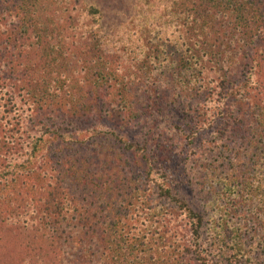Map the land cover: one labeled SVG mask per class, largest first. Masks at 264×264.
Here are the masks:
<instances>
[{
    "label": "trees",
    "instance_id": "trees-1",
    "mask_svg": "<svg viewBox=\"0 0 264 264\" xmlns=\"http://www.w3.org/2000/svg\"><path fill=\"white\" fill-rule=\"evenodd\" d=\"M5 24L32 48L8 76L0 55V264H264V0H0ZM100 107L186 146L190 194L144 142L62 128Z\"/></svg>",
    "mask_w": 264,
    "mask_h": 264
},
{
    "label": "rangeland",
    "instance_id": "rangeland-1",
    "mask_svg": "<svg viewBox=\"0 0 264 264\" xmlns=\"http://www.w3.org/2000/svg\"><path fill=\"white\" fill-rule=\"evenodd\" d=\"M61 5L65 8L64 3H61ZM71 8H72V6H71ZM63 11H64V9H63ZM65 15L67 16L66 19H64V23L66 26V25H69L71 20H69V17L66 13H65ZM8 22H11V19H9ZM39 22L42 23L43 27L47 26V28H48L47 32L50 35V38H49L44 33H40L41 39H43L44 41H47L52 46L54 44V42L56 43V38L59 34L58 22L55 20L53 24H49V21L45 20L41 16L39 18ZM90 24H91L90 21H86V23H84V25H86V26H88ZM2 28L4 29V34L0 36V55H1V59H2V61H1V67L2 68L1 67L0 68H1V72H3L4 76H6L9 73L8 70L10 69L9 66L11 65V61L14 60L15 56H17V54L19 53V51H17V50L15 51L13 49V47L17 48L21 43H23V46L25 45V48H26L25 50H28V49H31L32 46L30 44L31 40H29L28 37L26 38L25 34L20 35V32H18V31H16L15 34L11 33L13 28H11L8 24H5V26H3ZM53 30H54V32L52 33ZM64 44L65 45L63 47V53H65L67 51V49H66L67 48L66 46L68 45L67 41ZM50 45H48L47 48H49ZM52 50H54V49H52ZM24 54H25L24 49H21L20 53H19L20 58H18L19 61L23 60V62H21V65H20L21 67L24 66L27 62L30 63V57L28 59H24L23 58ZM55 55H57V52H55ZM65 58H66V64H67L68 59H69V51L67 52V56H65ZM48 60L51 61L53 64L52 58H49ZM32 61H34L33 58H32ZM64 61L65 60H62L61 62H64ZM56 63L57 62H54V64L52 65L54 71H56V69H58V67L56 68V66H55ZM36 64H37V66L35 65L33 68H30L28 72H26L27 73L26 77H28V81L30 83H33L40 91H42V89L45 88L44 83L47 84V82L44 80V79H46V78H44L46 76H41L40 74L41 73H43V74L47 73L50 76L49 72L51 70L38 68L39 65L41 64V62H38ZM18 72H20V71H18ZM22 73H20V74H22ZM29 73H31V74H29ZM20 77L21 76H19V80L16 83L13 80H11V83L7 82V84L9 83V85L6 86V90L9 93L11 92V95H12L11 97H14V101H16L18 106H23L26 96H25L24 87H21V85H23V83H22V80ZM67 78H69V79L72 78V72L68 73ZM58 83L61 85H58V87L55 85V87H57L56 92L54 91V88H53L52 93H50V95H48V97L54 96L53 98H57V100L62 99L65 101L69 97V94L68 95L65 94L66 93L65 80H64L63 85H62V81H58ZM11 85L13 86L12 88H11ZM59 87L60 88L62 87V89H60ZM39 90H37V92H36L37 95L41 94V92ZM72 98L74 99V101L72 102L74 104L75 99L78 101H79V99H81V93H77V92L72 93L71 99ZM71 99L69 98L68 100H71ZM98 103H99V101L98 102L96 101L95 105ZM89 110H91V109H89ZM97 110H98L97 113H99V115H100L97 117L100 118L98 120H101V123L95 124V122L97 120L91 119L92 113H93L92 112L93 109H92L90 112H87V111L86 112L85 111L77 112V114L74 115L75 116L74 120L71 123H69V122L63 123L62 128L72 129V128L76 127L78 129H80V128H86L87 126H95V128L91 127L94 130L95 129L106 130V128H108L109 129L108 135L113 140H116L117 136H120V137L128 138V140L131 142H135V143L144 142L142 145L145 144L146 149L151 154L157 156V158L159 160V165H160L159 167H161L164 170V172H167L170 175L172 174L176 178L177 187L180 189L182 187L183 193L190 194V190H189V187L185 181V178L183 179L184 159H185V157H187V154H190V152L186 146H183L182 148L181 147L176 148L175 145L173 147H169L168 143L166 144V142H168V140L166 142L160 141L159 140L160 137L158 136V133L160 132V129L163 130V127L161 125H159V123L156 122L153 119V117L149 114H145V115L143 114L144 118H141V116H139L140 121H138L137 119H135V120H128V119L122 120V117L111 116L106 107H103V108L100 107V109H97ZM87 117H89V118H87ZM94 118H96V117H94ZM152 120H154V122H152ZM75 123H80V124H75ZM94 130H92L90 133H93ZM117 141H119V139H117L116 142ZM39 163H41V162H39ZM41 165H44V163L40 164V166ZM40 166H37L36 168H38ZM32 181H34V180H32ZM184 225H185V223L182 226H184ZM113 257H116V256L114 255Z\"/></svg>",
    "mask_w": 264,
    "mask_h": 264
}]
</instances>
